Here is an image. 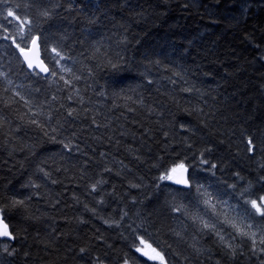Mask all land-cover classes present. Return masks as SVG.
<instances>
[{"label":"trees","instance_id":"obj_1","mask_svg":"<svg viewBox=\"0 0 264 264\" xmlns=\"http://www.w3.org/2000/svg\"><path fill=\"white\" fill-rule=\"evenodd\" d=\"M0 218V264H264V0H0Z\"/></svg>","mask_w":264,"mask_h":264},{"label":"water","instance_id":"obj_2","mask_svg":"<svg viewBox=\"0 0 264 264\" xmlns=\"http://www.w3.org/2000/svg\"><path fill=\"white\" fill-rule=\"evenodd\" d=\"M20 58L24 65L29 70H35L42 76H47L49 71L41 59L40 48L37 37L33 38L28 48L20 52ZM169 180L177 187L187 189L189 187V180L187 171L184 168L176 169L169 174ZM0 239L11 241L12 238L8 229L0 218ZM148 258L147 255H145Z\"/></svg>","mask_w":264,"mask_h":264},{"label":"rangeland","instance_id":"obj_3","mask_svg":"<svg viewBox=\"0 0 264 264\" xmlns=\"http://www.w3.org/2000/svg\"><path fill=\"white\" fill-rule=\"evenodd\" d=\"M220 219L222 218L220 217ZM254 225L257 226V224ZM139 250L145 254H148L152 260L160 261V257L157 255V253H155L145 242L140 241Z\"/></svg>","mask_w":264,"mask_h":264},{"label":"bare ground","instance_id":"obj_4","mask_svg":"<svg viewBox=\"0 0 264 264\" xmlns=\"http://www.w3.org/2000/svg\"><path fill=\"white\" fill-rule=\"evenodd\" d=\"M45 77V76H44Z\"/></svg>","mask_w":264,"mask_h":264},{"label":"flooded vegetation","instance_id":"obj_5","mask_svg":"<svg viewBox=\"0 0 264 264\" xmlns=\"http://www.w3.org/2000/svg\"><path fill=\"white\" fill-rule=\"evenodd\" d=\"M4 240V239H3Z\"/></svg>","mask_w":264,"mask_h":264}]
</instances>
